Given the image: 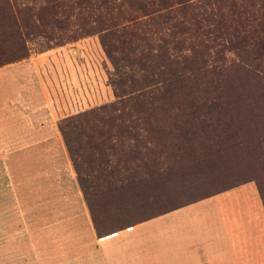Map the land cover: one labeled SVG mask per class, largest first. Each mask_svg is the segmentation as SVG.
Segmentation results:
<instances>
[{
  "label": "trees",
  "instance_id": "obj_1",
  "mask_svg": "<svg viewBox=\"0 0 264 264\" xmlns=\"http://www.w3.org/2000/svg\"><path fill=\"white\" fill-rule=\"evenodd\" d=\"M176 2L184 17L168 33L171 54L164 69L152 72L139 59L143 70L126 79L107 50L118 75L116 99L58 120L95 231L102 236L109 233H100L106 220L97 218L95 202L109 195L121 203L123 215L135 211L130 221L136 224L250 181L208 189L224 175L222 161L236 144L228 97H247L264 84V0ZM128 4L149 14L144 0ZM18 17L11 9L0 12V66L29 56ZM227 51L235 59L228 61ZM184 103L188 112H180ZM195 190L209 193L185 200Z\"/></svg>",
  "mask_w": 264,
  "mask_h": 264
},
{
  "label": "crops",
  "instance_id": "obj_2",
  "mask_svg": "<svg viewBox=\"0 0 264 264\" xmlns=\"http://www.w3.org/2000/svg\"><path fill=\"white\" fill-rule=\"evenodd\" d=\"M49 53L0 66V264L58 255L62 177L44 166L59 143L72 166L58 120L75 98H61L57 84L70 74ZM104 237L103 264H264V204L248 181Z\"/></svg>",
  "mask_w": 264,
  "mask_h": 264
},
{
  "label": "rangeland",
  "instance_id": "obj_3",
  "mask_svg": "<svg viewBox=\"0 0 264 264\" xmlns=\"http://www.w3.org/2000/svg\"><path fill=\"white\" fill-rule=\"evenodd\" d=\"M144 1L149 14L129 6L128 0H0V12L6 13L11 9L23 20L24 39L29 49L27 58L50 51L52 60H56L59 68L70 74L61 77L58 82L60 85L57 84L61 98L64 94L69 100L75 98L74 106L71 107L73 112H59L63 118L116 99L113 80L117 83L118 75L107 50L116 57V68L126 79L128 74L137 77L143 70L141 63H138L139 59L144 66L149 64L152 72L156 67L164 69L166 56L171 54L168 33L172 23L184 16L176 0ZM191 1L198 3L199 0ZM196 31L199 33V30ZM0 45H3L1 41ZM212 50L210 47L209 51ZM184 51L188 52V49ZM158 53L159 58L156 56ZM225 55L228 61L235 59L232 51H227ZM2 60L0 56V63ZM51 71L47 70L48 74ZM262 85V88L259 87L261 91L257 88L258 92H251L247 97L240 95L237 99L234 93L228 97L230 104L226 107L227 115L231 121V132L236 134L233 140L236 144L222 161L224 175L214 179L208 186L209 192L231 183L250 180L261 187L264 196ZM118 91L124 94L119 85ZM180 112H188L185 103ZM53 127L51 134L55 135L56 129ZM51 140L57 142L59 138L54 136ZM58 146L51 149L49 157L52 161L48 164L47 160L44 171L56 167L62 177L59 250L58 255L46 253L44 264H103L98 239L111 236L120 227L126 229L134 225L130 220L134 218L135 211L130 216L123 215L121 203L110 195L101 202H95L97 218L106 220L100 233H109L104 236L97 234L81 188L78 186L82 196L73 184V165L67 162L61 143ZM206 193L195 190L185 195V200L191 195L201 196ZM126 217L129 219L124 220ZM76 221L77 227L73 228Z\"/></svg>",
  "mask_w": 264,
  "mask_h": 264
}]
</instances>
